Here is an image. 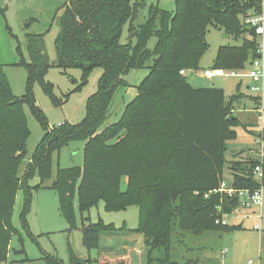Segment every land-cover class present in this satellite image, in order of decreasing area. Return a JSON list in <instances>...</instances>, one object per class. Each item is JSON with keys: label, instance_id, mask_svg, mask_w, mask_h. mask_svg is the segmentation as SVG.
Listing matches in <instances>:
<instances>
[{"label": "trees", "instance_id": "16d2710c", "mask_svg": "<svg viewBox=\"0 0 264 264\" xmlns=\"http://www.w3.org/2000/svg\"><path fill=\"white\" fill-rule=\"evenodd\" d=\"M141 2L67 0L58 18L57 64L48 60L43 36L28 41L31 61L21 63L28 71L27 91L22 97L14 95L5 66L0 63V262L6 261L17 232L12 216L20 187L35 170L42 180L49 178L53 152L74 140H86L84 162L82 167L58 171L52 189L58 193L60 212L72 219L76 194L82 214L99 202L109 212L137 206L140 227L133 231L144 235L146 264H200L172 259L171 238L176 228L193 234L228 228L229 223L217 224V220L222 222L239 210L241 199L221 192L222 185L252 191L264 186V160L259 158L240 162L244 166L233 173L232 185L224 181L228 163L225 141L235 138L240 126L233 116L232 102L241 96L227 99L221 89L193 88L181 73L199 67L209 50L206 36L212 26L227 36L243 39L241 45L220 48L215 70L244 71L260 57L259 39L244 23L259 0H176L174 13L153 7L145 24L137 29L132 23ZM127 21L132 24L130 40L122 44ZM152 37L157 39L153 52L148 49ZM154 57L135 99L118 121L108 123L123 76L145 68ZM54 66L64 73L81 70L83 83L95 68L103 70L99 90L89 98L87 116L78 125L65 122L51 128L37 105V82L54 98L52 84L45 81ZM55 103L60 104L57 99ZM26 105L45 135L20 177L30 137ZM257 166H261L262 180L254 174ZM26 211L27 205L23 215ZM117 232L112 224H86L83 218V245L88 251H98L96 264H129L125 258L111 261L102 253V237ZM156 252L164 256L155 257ZM91 262L71 251L70 264ZM48 264L63 262L54 257L48 258Z\"/></svg>", "mask_w": 264, "mask_h": 264}, {"label": "rangeland", "instance_id": "374dc122", "mask_svg": "<svg viewBox=\"0 0 264 264\" xmlns=\"http://www.w3.org/2000/svg\"><path fill=\"white\" fill-rule=\"evenodd\" d=\"M66 2L67 0H0V63L5 66L16 97L24 96L27 91L28 71L21 63L31 61L28 49L31 37H44L48 60L51 64H57L55 43L60 33L58 18ZM153 7L174 13L176 0H142L137 17L132 23L133 27L138 29L145 24ZM132 24L130 21L125 23L120 40L122 44L129 42ZM206 39L208 52L201 59L199 67L187 71L185 77L194 88L221 89L227 99L235 96L239 99L241 96L240 100L232 102L233 116L238 118L240 126L235 130V138L225 141V157L228 163L224 167V181L232 185L233 173L238 172L243 165H240V162L247 161L248 158H259L258 138L255 136L259 132V119L255 109L257 98H261L260 102L264 105V94L252 92L251 88H262L264 85L247 76H229L227 74L230 71L227 70L226 75L213 79L202 78V72L215 71L217 68L215 60L221 47L238 46L243 42L242 38L227 36L223 30L213 26L209 28ZM132 41L133 44L136 42L134 38ZM156 43L157 39L152 37L148 41V49L153 52ZM154 60L155 57L147 62L145 68L131 70L123 76L124 82L115 94L108 123L118 121L126 106L135 99L138 87L149 75ZM259 60L264 64V54ZM252 68L251 62L244 71L237 72L248 74ZM102 75L103 70L95 68L88 81L83 83L81 70L70 69L64 73L58 67H51L45 81L53 86L54 100L44 93L42 83L37 82L34 86L37 105L44 113L49 126L54 128L65 122L71 125L82 123L87 116V102L98 92ZM55 99L60 104L56 105ZM239 101L242 104H239ZM24 111L30 137L26 156L19 168L20 177H23L29 168L32 155L45 135L28 105L24 107ZM85 145L86 140H74L59 151H54L51 176L42 180L40 172L35 170L27 183L20 187L12 216L17 232L12 236L6 261L0 264H48V258L54 257L63 264H70L71 251L81 260L90 259V264H96L98 251H88L83 245V218L86 224L101 221L106 225L112 224L119 231L114 233L115 235L107 233L102 237V253L111 258V261L125 258L129 264H146L148 253H145L147 250L144 249V235L133 231L140 227L137 206L124 211L109 212L104 203L99 202L82 214L76 194L72 219H66L60 212L59 196L52 189L53 183L59 169L83 166ZM26 205L27 211L23 215ZM256 211L257 207H253L251 211L239 209L236 216L226 217L228 228L212 229L201 234L176 228L171 238L172 259L179 263L264 264V226L261 231L254 228L259 222L254 215ZM262 217L264 219V200ZM163 256V252L155 253V257Z\"/></svg>", "mask_w": 264, "mask_h": 264}, {"label": "built area", "instance_id": "2783aa9c", "mask_svg": "<svg viewBox=\"0 0 264 264\" xmlns=\"http://www.w3.org/2000/svg\"><path fill=\"white\" fill-rule=\"evenodd\" d=\"M244 23L250 29L255 31V34L259 39L258 54L260 55V57L252 60L253 68L250 71V73L240 74L237 71H230V73L227 75L237 78L242 76H247L251 78L254 82L256 83L262 82V84L264 85V64L259 60L260 58H262L264 54V0H259V5L257 7H254V9H252V11L244 19ZM181 73L183 75L185 74V72H181ZM219 75H226V71L206 70L200 74L202 78H206V79H213ZM251 90L252 92H258L264 94V87L261 88L259 86H255L252 87ZM261 102L257 104L255 111L258 115L259 125H260V135L257 140L259 146L258 157L260 160L263 161L264 160V105ZM254 174L259 180H262L261 166H257L255 168ZM263 190H264V186L254 191L247 189L236 190L233 188H228L225 183L222 185V188L220 189L221 192L222 191L225 192L230 197L232 196L239 197L241 199L240 209H248L251 211L253 207L258 208V211H256L254 215L259 219V222L254 225V228L259 231H261L264 226V219L262 217V207L264 200ZM236 214H238L237 211L231 216H236ZM220 223L225 225L228 222L226 220H223L222 222H220V220H217V224ZM248 264H252V262H249Z\"/></svg>", "mask_w": 264, "mask_h": 264}, {"label": "crops", "instance_id": "0c3cea01", "mask_svg": "<svg viewBox=\"0 0 264 264\" xmlns=\"http://www.w3.org/2000/svg\"><path fill=\"white\" fill-rule=\"evenodd\" d=\"M186 73H187V72H185V74H184V75H186ZM193 88H194V87H193ZM200 88H203V87H200ZM197 89H198V88H197ZM239 104H242V102H241V101H239ZM236 111H237V112H239V109H237ZM236 111H235V112H236ZM235 112H234V113H235ZM258 126H259V127H258V128H259V132H258V133L255 135L257 138H258V137H259V135H260V125H258ZM257 140H258V139H257Z\"/></svg>", "mask_w": 264, "mask_h": 264}]
</instances>
